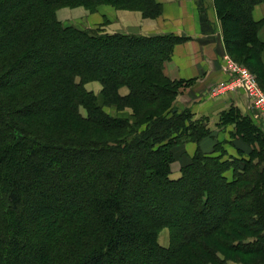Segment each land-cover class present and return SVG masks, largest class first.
Masks as SVG:
<instances>
[{
	"label": "trees",
	"instance_id": "obj_1",
	"mask_svg": "<svg viewBox=\"0 0 264 264\" xmlns=\"http://www.w3.org/2000/svg\"><path fill=\"white\" fill-rule=\"evenodd\" d=\"M228 2L213 0L225 50L253 61L263 84L264 18L255 20L252 8L264 0H238V39ZM100 4L148 18L162 12L157 0H0V264H264V130L230 106L216 123L231 125L229 140L203 151L199 142L214 139L207 118L173 105L190 80L164 73L185 38L104 34L56 16L61 7ZM100 51L110 59L105 72L100 60L82 56ZM29 59L40 61L10 80ZM90 81L100 82L99 97ZM99 101L129 111L111 117ZM190 141L196 149L173 179L176 151ZM127 189L133 198L180 194L185 202L156 205L173 219L152 216ZM162 227L167 246L157 241Z\"/></svg>",
	"mask_w": 264,
	"mask_h": 264
},
{
	"label": "crops",
	"instance_id": "obj_2",
	"mask_svg": "<svg viewBox=\"0 0 264 264\" xmlns=\"http://www.w3.org/2000/svg\"><path fill=\"white\" fill-rule=\"evenodd\" d=\"M157 1L162 4V14L154 19L144 18L137 11L116 10L108 5L100 6L93 13L83 7L60 8L56 15L63 25L73 26L82 30L101 26V31L107 34L134 33L137 35L154 36L174 32L178 36L192 37V40L174 46L171 59L164 64V73L173 80L196 78V83L184 90V96L186 97L192 96L194 92L198 91V83L203 84L204 92L201 95L203 99L201 102H196L194 99L187 101L188 107L195 114L196 118L206 115L211 116L208 124L213 129L214 116L212 113L214 112V103L216 104L217 101L223 100L225 94L214 97V95L210 94V88L214 84V81L220 82L228 77V73L226 74L223 67L221 72L220 66V74L218 75L220 77L218 79L214 80V76H208V74L213 72L211 71L213 65L215 68L216 64H219L218 59H222L224 63L227 55L213 6V0ZM112 16L115 17L114 20H112ZM252 17L255 20L264 18V6L261 3L253 6ZM73 20L76 23H71ZM196 39H208L209 42L203 43ZM203 81H207L208 83L204 86L205 83ZM122 89L127 93V88L122 87ZM176 107L183 109V102H176ZM199 143L203 151L209 152L213 148L214 139L206 137L203 143ZM195 149L196 143L186 142L184 144V150L181 149L186 156L183 155V158L179 159L180 163L176 164L178 158L182 157L181 155L179 157L177 156L174 161L175 163L171 164L172 170L176 167L179 169L180 164L183 165L188 162ZM175 175H177V172Z\"/></svg>",
	"mask_w": 264,
	"mask_h": 264
},
{
	"label": "rangeland",
	"instance_id": "obj_3",
	"mask_svg": "<svg viewBox=\"0 0 264 264\" xmlns=\"http://www.w3.org/2000/svg\"><path fill=\"white\" fill-rule=\"evenodd\" d=\"M229 2L228 3H231L230 5H231V7H232V9H233V12H232V18L231 19H229V21H228V25H229V29H230V31L232 32V34H234L235 36H237V37H235V36H233V38H235V39H238V33H240V31H241V28H242V21H243V15L241 14V13H239L238 12V9H240L241 8V5L238 3V0H228ZM259 4V3H258ZM102 5H108V6H110V7H112L113 9H116V10H128V11H137V12H140L141 13V15L144 17V15L142 14V12L140 11V10H137V9H130V8H117V7H115V6H113V5H110V4H100V5H98L97 6V8L95 9V10H88L87 8H85V7H83V6H76V7H83L84 9H86V10H88L89 12H91V13H93V12H96L97 11V9L100 7V6H102ZM262 5L264 6V4L262 3ZM61 8H75V7H61ZM60 8H58L57 10H56V14H57V11L59 10ZM200 13H201V11H200ZM161 14H162V12H161ZM160 14V15H161ZM160 15H158V16H156V17H154V18H157V17H159ZM57 16V15H56ZM217 17V16H216ZM144 18H148V17H144ZM154 18H151V19H154ZM115 19V17H113L112 16V20H114ZM218 19V18H217ZM71 23H76V21H72ZM101 24H104V23H101ZM218 24H219V28H220V32H221V27H220V22H219V20H218ZM88 30H94V31H98L99 33H103L101 30V26H97V27H92V28H88ZM203 31V30H202ZM104 34H107V33H104ZM113 34H123V33H113ZM176 35L174 32H167V33H162V34H158V35ZM123 35H137V34H134V33H131V34H123ZM221 35H222V33H221ZM138 36V35H137ZM142 36H145V35H142ZM259 36H260V38L263 40V42H264V25L262 26V31L260 32V34H259ZM181 37H184L185 39L183 40V41H181L180 43H183V42H186V41H188V40H192L193 38L192 37H190V36H181ZM222 39H223V36H222ZM197 41H199V42H203V43H207V42H209V40L208 39H196ZM180 43H176V44H180ZM210 43H211V39H210ZM175 44V45H176ZM174 45V46H175ZM174 46H173V49H174ZM146 52V54L148 53V51L146 50L145 51ZM172 52H173V50H172ZM225 52H226V50H225ZM226 54H227V52H226ZM43 55V54H42ZM42 55H40V56H42ZM117 55V57L120 59V60H122V57H123V55H121V54H116ZM132 57H140V55H141V53L140 52H137V51H135V52H131V54H130ZM143 55V54H142ZM44 56H46L45 54H44ZM83 56V58L84 59H86V60H88V61H90L91 62V60H92V58H94L95 60L97 59V60H100L99 62H101V66H100V68L101 69H99V71H106L105 69L107 68V65L106 64H109L110 63V59L109 58H107V59H104V51L102 52V51H100V52H98L97 54L95 53V54H93L92 55V57L90 56L89 57V55H82ZM171 56H172V54H171ZM227 56H228V54H227ZM260 56H263L264 57V51H263V53L260 55ZM230 58L232 59V60H234L236 63H238V64H240V65H243V66H245L246 68H248L249 69V71L254 75V77L256 78V74L253 72V70H252V67H253V64H254V62L253 61H249V62H247V61H245L244 60V57L243 56H238V57H236V59H234L232 56H230ZM56 59L57 60H61V61H66V60H68V57H67V59L65 58V57H62V58H60L59 56H56ZM170 59H171V57H170ZM169 59V60H170ZM37 61H40V60H38V59H29L23 66H22V70H20V71H15L11 76H9L8 78L10 79V80H13L14 78H16V77H18L19 76V74L20 73H24V72H26L28 69H30ZM69 61V60H68ZM95 63V62H94ZM218 63L219 64H216V66H215V68H214V65H213V67H212V69H211V71H213L212 73H210V74H208V76H214V80H216V79H218L220 76H218L219 74H220V70H221V72H222V67H223V70L226 72V74H227V71H226V69H225V63H223V61H222V59H218ZM219 66H220V70H219ZM18 75V76H17ZM185 80H188V79H185ZM190 80V83H187V85H185V86H181L180 88V92L176 95V97H175V99H174V102H173V105L176 107V102L178 103V102H183V106H184V108H189L188 107V102L187 101H190L191 99H194L196 102L197 101H200L201 102V100L203 99V97L201 96L202 94H203V84L202 83H198V91L197 92H194V95H192V96H188V97H186V96H184V93H185V89L187 88V87H190V86H192V85H194L195 83H196V78H190L189 79ZM256 80H257V78H256ZM207 81H209V80H207ZM207 81H203L205 84H204V86L208 83ZM92 82V83H91ZM197 82H200V81H197ZM257 82H258V80H257ZM89 83V84H88ZM88 83H86L87 84V86H86V88L88 89V90H91L93 93H94V95H96V97H99V96H97V95H99V92H100V90H101V84H100V82L99 81H90V82H88ZM217 82L216 81H214V84H212L211 85V88L213 87V86H215V84H216ZM85 84V85H86ZM258 84H259V86L262 88V90H264V83L263 84H261V83H259L258 82ZM239 86H236L235 87V89H232V90H230L229 92H226L225 93V97H224V99L223 100H220V101H217V103L215 104L214 103V112L212 113L213 114V118H214V128L213 129H211L212 130V132H213V134L212 135H214V141H221V142H223V141H225V140H229V138H230V136L228 135V133H227V131H229V130H231V125H228V126H226V127H224V130H223V128L221 127V126H223V125H221L220 124V126H217L216 125V123H217V121H218V115H219V113H221L223 110H225L226 108H229L230 106H232V107H235V108H237L242 114H249L251 117H252V119L256 122V123H258V124H260V126H261V128L264 130V119L261 117V115H260V113H259V111L253 106V103L251 102V100L247 97V95L245 94V92L241 89V88H238ZM126 88V87H125ZM99 89V90H98ZM124 89H122V87L121 88H119V93L121 94V95H125L126 93L123 91ZM222 90H225V88H222L221 89V91ZM127 91V90H126ZM123 92H124V94H123ZM224 95V94H223ZM185 100V101H184ZM200 102H198V103H200ZM99 104H101V102L99 101L98 102ZM101 107H102V109H103V111L107 114V115H109V116H111V117H121V118H123V116H124V112H127V110L129 111V109H127L126 110V108H124V109H122V110H120V109H118V108H116V105H113V104H111V105H106V104H101ZM82 111V113L84 112V110L82 109L81 110ZM204 117H206L207 118V121H209V120H211V116H204ZM211 128V127H210ZM101 135H100V138H103V139H105V138H107V139H111V138H113L114 136L113 135H109L108 133H106V134H104V133H100ZM109 135V136H108ZM99 137V136H98ZM205 139V138H204ZM204 139H202L200 142L201 143H203V140ZM191 142V141H190ZM211 142V141H210ZM195 143V142H194ZM212 143V142H211ZM215 143V142H214ZM184 144L185 143H183L177 150L178 151H176V154L178 155V157H179V155H181L182 157H179L178 158V160L176 161V164H178V163H180V161H179V159L180 158H183V155H185L186 156V154L184 153V152H182L181 151V149L182 150H184ZM236 144H238V145H240V144H242V142H239V141H236ZM199 146H200V143H199ZM222 146H224V147H226V149L227 150H230V151H233V147L229 144V143H222ZM200 148H202L201 146H200ZM187 158V157H186ZM179 161V162H178ZM13 162H16V159H15V156H13L12 157V159H11V163H13ZM173 163H175V162H173ZM175 164V165H176ZM174 165V164H173ZM181 165V164H180ZM179 165V169L176 167V168H174L173 170H172V167H171V169H170V173H169V176L171 177V178H173V179H175V178H177L179 175H180V169H181V167L184 165H181L180 166ZM172 166V165H171ZM176 172H177V175H175L176 174ZM159 185V184H158ZM125 193H126V195L129 197L128 199L131 201V198H133L132 196L133 195H131V191L129 190V189H127L126 191H125ZM150 195V194H149ZM214 198L215 199H217L218 201L220 200L219 198V196H217V194L214 196ZM138 199H144V204H142V205H144L145 207H144V210H143V213H145V214H149L150 213V215H152V216H160V217H163V218H170V219H173V217H171V214H172V212H171V210L169 209V208H167V206H165L166 208H162V209H159V208H157L156 209V205H159L160 203H162L163 205L165 204V203H172V204H175V203H177V204H182L183 202H185V196L184 195H174V196H168L167 198H152V199H150V196H146L145 195V193L143 194V195H138V196H135L134 198H133V203H134V205L136 206L137 204H138ZM155 199V200H154ZM183 200V201H182ZM128 205H129V202H128ZM130 206V205H129ZM162 206V205H161ZM176 206H178V205H176ZM152 210H155V211H153V212H155L154 213V215L152 214V212H150V211H152ZM193 218V217H192ZM182 233V232H181ZM192 233H194V230H188V235L189 234H192ZM182 235H186V233L184 232V233H182ZM157 241H158V243L160 244V245H162V246H167L168 244H169V229H168V227H162L161 228V230L159 231V233H158V237H157ZM30 258H34L33 257V254H31L30 255ZM136 260V257L134 256V258L133 259H131L130 261H135ZM148 260H149V258H148ZM231 264H235L234 262H231Z\"/></svg>",
	"mask_w": 264,
	"mask_h": 264
},
{
	"label": "built area",
	"instance_id": "obj_4",
	"mask_svg": "<svg viewBox=\"0 0 264 264\" xmlns=\"http://www.w3.org/2000/svg\"><path fill=\"white\" fill-rule=\"evenodd\" d=\"M225 69L228 73L227 79L217 82L215 86L210 88V94L219 97L236 86L241 88L247 97L253 103V106L259 111L264 119V90L259 86L254 75L243 65L236 63L226 55L224 59ZM225 88V90H222Z\"/></svg>",
	"mask_w": 264,
	"mask_h": 264
}]
</instances>
